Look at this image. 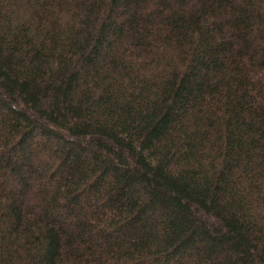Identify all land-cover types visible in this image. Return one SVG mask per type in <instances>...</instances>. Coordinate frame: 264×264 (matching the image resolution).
<instances>
[{"label": "trees", "instance_id": "obj_1", "mask_svg": "<svg viewBox=\"0 0 264 264\" xmlns=\"http://www.w3.org/2000/svg\"><path fill=\"white\" fill-rule=\"evenodd\" d=\"M0 264H264V0H0Z\"/></svg>", "mask_w": 264, "mask_h": 264}]
</instances>
